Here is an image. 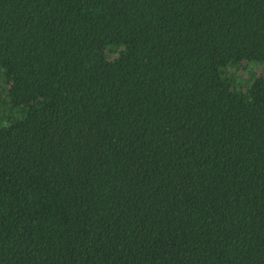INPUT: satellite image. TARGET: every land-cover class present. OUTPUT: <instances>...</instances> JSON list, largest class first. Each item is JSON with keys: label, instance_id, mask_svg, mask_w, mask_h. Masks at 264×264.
Instances as JSON below:
<instances>
[{"label": "trees", "instance_id": "16d2710c", "mask_svg": "<svg viewBox=\"0 0 264 264\" xmlns=\"http://www.w3.org/2000/svg\"><path fill=\"white\" fill-rule=\"evenodd\" d=\"M0 264H264V0H0Z\"/></svg>", "mask_w": 264, "mask_h": 264}]
</instances>
